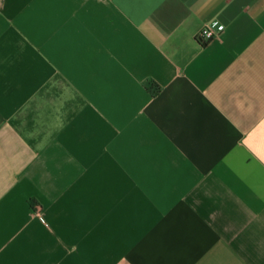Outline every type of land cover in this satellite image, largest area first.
Segmentation results:
<instances>
[{"label": "crops", "instance_id": "crops-1", "mask_svg": "<svg viewBox=\"0 0 264 264\" xmlns=\"http://www.w3.org/2000/svg\"><path fill=\"white\" fill-rule=\"evenodd\" d=\"M0 264H264V0H0Z\"/></svg>", "mask_w": 264, "mask_h": 264}, {"label": "built area", "instance_id": "built-area-1", "mask_svg": "<svg viewBox=\"0 0 264 264\" xmlns=\"http://www.w3.org/2000/svg\"><path fill=\"white\" fill-rule=\"evenodd\" d=\"M222 24L218 21H211L205 24L198 32V39L200 41H208L219 36L222 31Z\"/></svg>", "mask_w": 264, "mask_h": 264}, {"label": "trees", "instance_id": "trees-1", "mask_svg": "<svg viewBox=\"0 0 264 264\" xmlns=\"http://www.w3.org/2000/svg\"><path fill=\"white\" fill-rule=\"evenodd\" d=\"M150 86H151V87L154 86L152 82L150 83Z\"/></svg>", "mask_w": 264, "mask_h": 264}]
</instances>
